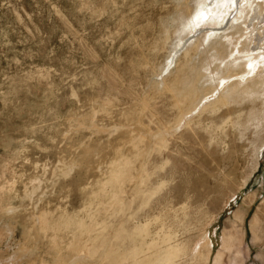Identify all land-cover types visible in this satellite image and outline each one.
<instances>
[{
  "label": "rangeland",
  "instance_id": "1",
  "mask_svg": "<svg viewBox=\"0 0 264 264\" xmlns=\"http://www.w3.org/2000/svg\"><path fill=\"white\" fill-rule=\"evenodd\" d=\"M218 1L0 0V264H264V0Z\"/></svg>",
  "mask_w": 264,
  "mask_h": 264
},
{
  "label": "bare ground",
  "instance_id": "2",
  "mask_svg": "<svg viewBox=\"0 0 264 264\" xmlns=\"http://www.w3.org/2000/svg\"><path fill=\"white\" fill-rule=\"evenodd\" d=\"M236 1L237 0H235L234 2H235V4H236ZM246 2L247 0H241V2ZM223 2H224V0H219L218 1V3L217 4H219V5H221V4H223ZM249 2V1H248ZM252 5V4H251ZM241 6V5H240ZM243 6V5H242ZM242 6H241V9H240V11L242 10ZM257 6V5H256ZM248 13V12H247ZM235 14V13H234ZM259 14H260V11L258 12V11H256V12H254L253 14H252V16H251V18L253 19L254 17H258L259 16ZM242 18V13H237V15L235 16V19L237 20V19H241ZM260 20V19H259ZM264 20V19H263ZM263 20H261V21H263ZM258 37L260 38V39H264V32H262V34L261 33H259L258 34ZM258 48H262L261 47V45H259L258 46ZM259 55H262L263 57H264V52H262L261 54H259ZM255 58H256V56H253V58H251L252 60H255ZM261 62H263V65H264V59L262 60V61H259L258 63H261ZM264 66H263V68H259L258 69V71H257V74L259 75V76H264Z\"/></svg>",
  "mask_w": 264,
  "mask_h": 264
}]
</instances>
